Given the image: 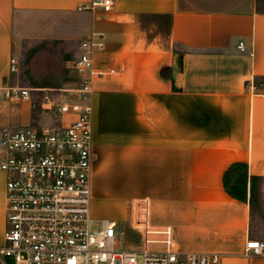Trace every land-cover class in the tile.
Instances as JSON below:
<instances>
[{"label": "crops", "instance_id": "crops-1", "mask_svg": "<svg viewBox=\"0 0 264 264\" xmlns=\"http://www.w3.org/2000/svg\"><path fill=\"white\" fill-rule=\"evenodd\" d=\"M92 1L0 0V85L20 84L9 59L19 58L17 41L36 40L19 35V17L50 14L54 26L68 14L81 16L83 39L104 35L96 68L115 69L92 86L91 217L118 222L129 201L148 198L152 223L171 226L180 251L216 253L215 264H264V254L245 252L248 238L260 239L255 184L264 178L261 0H113L111 12L79 9ZM72 26L66 20L64 30L51 27L43 37L66 41ZM30 91L40 95L38 114L26 99L0 97V139L4 130L74 119L44 103L45 96L66 95L46 86ZM6 177L0 168V246ZM109 198L118 202L113 215L96 203Z\"/></svg>", "mask_w": 264, "mask_h": 264}, {"label": "built area", "instance_id": "built-area-1", "mask_svg": "<svg viewBox=\"0 0 264 264\" xmlns=\"http://www.w3.org/2000/svg\"><path fill=\"white\" fill-rule=\"evenodd\" d=\"M97 6L111 12L113 0H93L79 9ZM103 47V34L83 39L73 64L77 81L53 90L70 92V96L44 98L52 114H74L72 121L59 126L28 125L2 134L0 168L7 176V212L0 264H7L6 256L14 259L13 264H215L216 253L180 251L171 226L152 223L148 198L132 205L134 222L144 236L140 249L120 245L118 222L112 218H101L100 230L89 229L92 86L98 78L115 73V69L95 66L94 52ZM238 47L244 49V41ZM19 68L20 60L12 54L9 73ZM0 97L32 100L28 87L11 82L0 85ZM139 252L142 261L137 258ZM245 252L264 254V239L248 238Z\"/></svg>", "mask_w": 264, "mask_h": 264}, {"label": "rangeland", "instance_id": "rangeland-1", "mask_svg": "<svg viewBox=\"0 0 264 264\" xmlns=\"http://www.w3.org/2000/svg\"><path fill=\"white\" fill-rule=\"evenodd\" d=\"M261 7H264V0H261ZM50 14H25L19 17L17 31L20 34H34L36 40L31 43L17 41L15 44L17 54L19 55L21 66L16 79L23 87L34 89L40 86H46L50 89H58L64 86V83L75 79V72L72 64L77 57L78 45L83 37V23L84 19L74 14H68L63 21H59L57 25L51 26L48 18ZM66 20L73 22L72 38L68 40H47L43 36H47L49 29L52 27L57 32H61L66 27ZM56 28V29H55ZM61 30V31H60ZM17 85V84H16ZM32 92V91H31ZM55 92V91H54ZM58 92V91H56ZM32 94V93H31ZM63 95L70 96V92H63L58 94L59 97ZM67 97V96H66ZM30 104V108L35 113L42 112L40 104V95L37 93L32 96V100H26ZM255 184V200L254 207L258 213L256 235L260 239H264V178H259ZM137 201V200H136ZM136 201H129L123 216L118 218V230L123 248L137 250L142 247L143 231L137 227L134 222L132 205ZM99 207L105 205L109 207L106 214L113 215L115 206L118 203L115 198H109L106 201L97 200ZM101 215L93 216L89 223L91 231L100 230L103 227ZM143 254L138 253V260H143ZM7 264H13L14 259L10 256L4 257ZM107 264V263H101Z\"/></svg>", "mask_w": 264, "mask_h": 264}]
</instances>
